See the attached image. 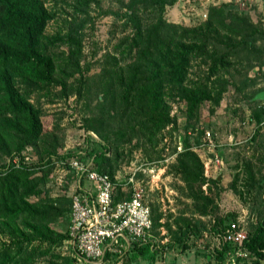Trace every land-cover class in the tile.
I'll return each mask as SVG.
<instances>
[{"label":"rangeland","instance_id":"374dc122","mask_svg":"<svg viewBox=\"0 0 264 264\" xmlns=\"http://www.w3.org/2000/svg\"><path fill=\"white\" fill-rule=\"evenodd\" d=\"M132 1L88 0L86 6L80 7L77 0H44L51 14L45 36L54 59V80L62 78L66 83L41 80L35 64L10 68L13 87L39 109L43 128L42 136L27 143L21 154H29L33 163L42 166L47 155L55 153L47 166L50 171L46 183L26 200L31 206L43 208L54 198L65 197L52 204L63 213L42 223L51 229L52 234L47 238L41 234V227L35 231L27 226L34 221L24 211L4 216L0 209V250L5 246L7 251L19 250L12 257L15 264L72 262L73 247L66 232L76 177L68 162L71 158L89 161L91 149H104L95 140L98 136L86 125L88 119L94 123L101 119L96 103L97 96L103 92L106 71L133 60L127 50L133 34L132 22L127 19ZM218 6L224 14L230 11L235 18L264 28V0H176L164 7L163 17L178 26H194L209 20L213 8ZM70 36L78 40L80 52L78 71L66 79ZM237 55L230 60L228 68L213 65L207 57L192 58L185 84L207 95L193 118L189 119L185 103L167 95L170 122L156 137H144L141 133L124 140L122 145V159L115 164L114 177L123 185L125 172L133 164L141 166L143 171L138 177L155 222V236L161 239L160 246L166 243L165 247L135 258L128 253L119 260L112 258L94 264L118 261V264L133 261L135 264H222L223 255L215 247L213 228L221 222L238 220L250 237L254 235L257 222L264 218V98L255 97L264 91V39L257 41L255 49H242ZM96 77L103 79L96 81L88 93L82 81ZM7 102L4 91H0V106ZM5 123L0 116V132L14 150L20 135ZM185 148L198 155L207 179L201 187L193 184L192 190L176 169L178 154ZM4 152L0 148L1 164L8 160ZM108 154L114 156V151ZM57 155L67 157L59 160ZM80 181L85 188L92 189L90 182L84 178ZM129 191L128 187L119 189L121 198L127 197ZM200 191L208 199H194ZM200 206L205 207L204 213H199ZM190 224H194V235L182 248L185 233L178 239L175 232L179 228L186 232ZM255 261L253 256L238 258L237 264Z\"/></svg>","mask_w":264,"mask_h":264},{"label":"trees","instance_id":"16d2710c","mask_svg":"<svg viewBox=\"0 0 264 264\" xmlns=\"http://www.w3.org/2000/svg\"><path fill=\"white\" fill-rule=\"evenodd\" d=\"M77 1L80 7L88 4V0ZM175 2L176 0L131 2L129 7L131 12L128 13L127 19L132 22L133 34L127 50L128 54H132L133 60L120 68L114 67L106 71L107 76L102 82L103 92L97 96L96 103L97 109L101 112V119L96 123L93 119L87 120L86 127L98 136L95 140L104 148L89 151L87 158L90 167L98 172L107 173L112 178H114L115 164L122 159L124 140L141 136V133L144 137H156L158 132L170 122L167 95L187 105L189 119L193 118L194 112L200 109L207 95L185 84L192 58L207 57L213 61V65L228 68L230 60L238 57L240 50L255 49L257 41L264 39V28L259 29L257 24L251 21L235 18L230 11L224 14V10L219 6L213 8L214 12L209 20L203 23L187 27L168 23L163 17V10L166 5ZM136 4L140 5L135 6ZM50 19L51 14L44 0H0V80L2 81L0 91H4L8 99L6 105L0 106V116L5 120V125L13 127L20 135V142L14 146V150H11L6 137L0 132V148L5 150L8 159L0 163V209L4 216L24 211L29 219L34 221L27 226L34 228L35 231L36 228L41 227L44 238L52 232L48 225L42 223L63 213L61 208L52 204L65 197L54 198L51 204H46L43 208L31 206L26 200L30 193L46 183L50 171L47 166L55 153L48 154L42 166L33 163L32 158L24 160L22 149L27 143L42 136V122L39 109L13 87L9 73L10 68L15 66L35 64L39 68L41 80L65 85L66 82L62 78L54 80V59L48 50V40L45 36V29ZM70 40L66 79L78 71L77 57L80 52L78 40L74 36H70ZM102 79L86 78L82 81V85L85 91L90 93L94 83ZM85 103L89 107V100ZM193 127L192 125L191 128ZM51 136L53 137V134ZM112 151L114 156L108 154ZM55 157L60 160L67 155ZM176 163V169L181 173L182 180L191 190L193 184L201 187L207 182L203 175L202 162L193 151L185 148L178 154ZM77 180L76 177V183ZM121 183L116 181L114 201L122 199L119 189L125 187ZM117 189L118 193H116ZM198 198L208 199L201 191L194 197V199ZM199 211L204 213L205 207L200 206ZM223 223L221 222L220 225ZM192 225L190 224L186 232L181 228L175 232L178 239L185 233L182 248H185L186 243L193 238ZM154 226L155 222L152 220V230L155 232ZM165 245L166 243H163L160 247ZM244 245L254 253L256 257L254 264H259L258 259L264 254V228L260 221L257 222L252 237L248 232ZM229 247L225 244L223 250L218 252L223 255V251ZM18 248L20 249L19 245ZM18 251H7V246L3 247L0 250V264H15L16 261L12 257ZM150 251L154 250L145 246L134 248L129 254L135 258Z\"/></svg>","mask_w":264,"mask_h":264},{"label":"built area","instance_id":"2783aa9c","mask_svg":"<svg viewBox=\"0 0 264 264\" xmlns=\"http://www.w3.org/2000/svg\"><path fill=\"white\" fill-rule=\"evenodd\" d=\"M23 158L29 160L31 156L24 154ZM68 164L78 178L70 194L66 232L73 247L71 264L104 263L112 258L119 260L138 247L160 249L161 239L152 230L150 207L138 177L143 171L141 166L133 164L125 172L123 186L130 188L129 195L114 201L116 177L92 169L86 160L73 158ZM80 178L90 182L92 189L85 188ZM213 231L218 250H223L225 244L230 246L223 251L222 264H237L238 258L255 257L244 245L248 230L238 220L224 222ZM258 262L264 264V254Z\"/></svg>","mask_w":264,"mask_h":264},{"label":"water","instance_id":"95a60500","mask_svg":"<svg viewBox=\"0 0 264 264\" xmlns=\"http://www.w3.org/2000/svg\"><path fill=\"white\" fill-rule=\"evenodd\" d=\"M256 98H264V91L259 92L256 96ZM208 154V152H207ZM209 156L213 157V154H208ZM261 226L264 228V218L260 221Z\"/></svg>","mask_w":264,"mask_h":264},{"label":"crops","instance_id":"0c3cea01","mask_svg":"<svg viewBox=\"0 0 264 264\" xmlns=\"http://www.w3.org/2000/svg\"><path fill=\"white\" fill-rule=\"evenodd\" d=\"M128 256V255H127ZM127 256H125V257H127ZM136 262L135 261H133V262H131L130 264H135Z\"/></svg>","mask_w":264,"mask_h":264}]
</instances>
